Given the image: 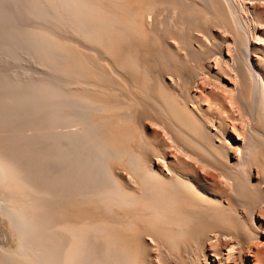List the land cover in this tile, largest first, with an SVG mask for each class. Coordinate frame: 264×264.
I'll return each mask as SVG.
<instances>
[{"label": "bare ground", "instance_id": "obj_1", "mask_svg": "<svg viewBox=\"0 0 264 264\" xmlns=\"http://www.w3.org/2000/svg\"><path fill=\"white\" fill-rule=\"evenodd\" d=\"M9 65L0 264H264V0H0Z\"/></svg>", "mask_w": 264, "mask_h": 264}, {"label": "rangeland", "instance_id": "obj_2", "mask_svg": "<svg viewBox=\"0 0 264 264\" xmlns=\"http://www.w3.org/2000/svg\"><path fill=\"white\" fill-rule=\"evenodd\" d=\"M23 65V68L25 69V70H27L30 74H33L32 72H39L40 71V69H38L37 68V66L33 63H31V62H29V61H26V63L24 62V64H22ZM34 65H35V67H34ZM12 65H9L7 68H4V69H2L1 67H0V73L1 72H3V71H9V70H12ZM7 69V70H6ZM37 69V70H36ZM3 70V71H2ZM32 71V72H31ZM0 226H1V223H0Z\"/></svg>", "mask_w": 264, "mask_h": 264}]
</instances>
